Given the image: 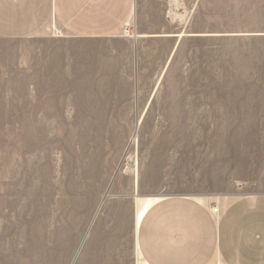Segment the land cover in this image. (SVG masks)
<instances>
[{"label":"rangeland","instance_id":"rangeland-1","mask_svg":"<svg viewBox=\"0 0 264 264\" xmlns=\"http://www.w3.org/2000/svg\"><path fill=\"white\" fill-rule=\"evenodd\" d=\"M262 135L264 0H136L106 39L0 38V264H144L138 214L255 189Z\"/></svg>","mask_w":264,"mask_h":264},{"label":"crops","instance_id":"crops-1","mask_svg":"<svg viewBox=\"0 0 264 264\" xmlns=\"http://www.w3.org/2000/svg\"><path fill=\"white\" fill-rule=\"evenodd\" d=\"M135 9L136 0H0V38L32 37L55 23L65 35L106 39L127 26ZM260 139L257 154L264 153V135ZM249 163H264V158ZM249 175L245 184L256 186L250 191L237 187L230 193L177 194L153 201L136 229L143 263L264 264V166Z\"/></svg>","mask_w":264,"mask_h":264},{"label":"bare ground","instance_id":"bare-ground-1","mask_svg":"<svg viewBox=\"0 0 264 264\" xmlns=\"http://www.w3.org/2000/svg\"><path fill=\"white\" fill-rule=\"evenodd\" d=\"M176 17H180V15H179V13L177 14V12L173 11V13H172V18H176ZM142 213H143V211H142L140 214H138V216H137V218H136V222H137V223H138V220H139V218L141 217ZM136 225H137V224H136Z\"/></svg>","mask_w":264,"mask_h":264},{"label":"built area","instance_id":"built-area-1","mask_svg":"<svg viewBox=\"0 0 264 264\" xmlns=\"http://www.w3.org/2000/svg\"><path fill=\"white\" fill-rule=\"evenodd\" d=\"M212 211H213V212H216V211H217V207L214 206V207L212 208ZM219 264H221V263H219Z\"/></svg>","mask_w":264,"mask_h":264}]
</instances>
